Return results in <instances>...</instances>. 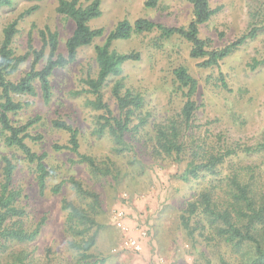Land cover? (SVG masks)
I'll return each mask as SVG.
<instances>
[{"label": "rangeland", "instance_id": "1", "mask_svg": "<svg viewBox=\"0 0 264 264\" xmlns=\"http://www.w3.org/2000/svg\"><path fill=\"white\" fill-rule=\"evenodd\" d=\"M81 1L86 5L90 0ZM144 1L99 0L101 13L89 20L88 25L102 27L104 34L79 48L72 63L53 70L49 101H44L38 81H35L34 95L14 96L24 106L16 113H9L13 123L23 124L35 116L40 117L27 130L30 136L39 135L40 138L27 137L24 141L37 154L46 153L43 162L50 174L44 190L40 191L35 164H29L17 148L4 152L0 148V153L9 155L17 165L13 180L22 193L20 204L26 212L25 227L32 230L40 224L33 241L7 243L5 249L0 248V264H19L18 259L24 264H77L79 253L69 243L73 236L66 230L67 211L61 203L64 198L69 202L79 201L67 181L70 175L96 193L99 199L96 220L101 223V229L93 248V252L105 258L99 264H206L207 259L217 264L219 254L234 264L248 262L247 254L242 253L247 252L246 247L235 251L229 244L212 246L199 236L190 238L179 215L194 192L212 177L218 179L239 170L240 178L249 180L252 171L257 172L258 167L264 166L258 165L261 152L244 150L264 143V0H208L217 10L198 29L199 36L208 39L213 48L233 41L250 25L263 27L255 38L247 40L218 66H198L200 59L190 57L187 40L179 35L164 37L155 29L112 43L118 53L137 51L140 58L124 62L121 74L107 80L101 89L103 100L117 114L111 88L120 78L125 87L144 99L140 115L145 117L149 129L153 123L178 122L182 117L180 112L185 97L178 88L173 70L183 65L197 79L193 98L198 108L191 118L194 126L187 131L186 142L190 141L192 149L197 145L201 147L198 149L201 154L217 147L222 151L230 148L234 153L222 164L218 175L187 182L180 179V173L189 155L184 154L181 161H176L173 155L157 154L150 143V133L143 130L136 135L128 134L126 142L130 146L116 153L113 140L92 132L102 111L86 105L88 98L93 96L84 92L87 86L81 80L97 73L95 45L102 44L108 32L123 18L133 22L138 17H146L166 26H186L192 17V6L187 0H159L154 8H146ZM56 5L57 0H13L11 6H0V41L3 28L17 18V33L12 43L17 54L27 51L29 38L32 46L40 49V31L46 29L57 33L58 52L66 54L65 40L72 33L74 23L59 14ZM31 7L35 9L24 13ZM31 62L30 55L10 78L15 81L21 77ZM43 63L44 60H40L35 67L39 69ZM221 75L226 87L221 84ZM79 90L82 92L78 95L72 94ZM57 118L79 129V152L95 156L102 165L110 162L112 176L92 175L85 164L70 162V159H77L74 152L53 148L55 143H66L69 137L66 131L52 126ZM133 122L138 123L139 119ZM62 181L61 191L54 192L53 187ZM118 211L123 213L119 220L115 218ZM127 239L135 240L139 248L127 244Z\"/></svg>", "mask_w": 264, "mask_h": 264}, {"label": "trees", "instance_id": "2", "mask_svg": "<svg viewBox=\"0 0 264 264\" xmlns=\"http://www.w3.org/2000/svg\"><path fill=\"white\" fill-rule=\"evenodd\" d=\"M187 1L192 6V17L186 26H166L146 17H138L133 22L126 18L119 20L108 32L104 42L94 47L96 75L81 80L87 86L84 92L93 96V98H88L86 105L94 110L102 111L94 123L92 130L94 135L107 136L113 140V151L118 153L130 146L126 142L128 134L136 135V132L143 130L145 133H150V143L157 154L173 155L176 161H181L184 154L189 155L190 158L180 173V179L185 182L198 178L207 179L209 175H218L222 164L234 153L230 148L222 151L221 147H217L213 148L212 152L204 151L201 154L198 152L201 147L197 145L196 149H192L189 147L190 141L186 142L189 137L187 131L194 126L191 118L198 108L193 98L198 82L188 69L179 65L173 70L178 88L185 97L181 107L180 121L153 123L151 129L147 127L145 117L140 115L144 102L140 94L125 87L120 78L117 79L111 88L117 109V114H114L109 104L103 100L101 89L110 77H118L121 74L124 62L140 58L137 51L118 53L113 49L112 43L118 39H128L135 33L154 29L164 37L179 35L189 42L190 57L200 59L198 66L207 68L218 66L222 59L232 54L247 40L255 38L257 32L263 29V27L250 25L233 41L223 47L213 48L208 39L199 36L198 27L208 21L217 8L211 7L208 0ZM158 2L159 0H145L144 6L154 8ZM12 4L13 0H0V6H11ZM99 5V0H90L86 5H83L81 0H57L56 11L74 23L72 33L65 40L66 54L58 52V35L49 29L40 31L42 47L34 48L29 38L27 51L24 54H17L12 47L13 37L17 33L18 19L12 20L2 30L3 36L0 41V139L2 145L0 148L3 152L13 147L17 148L29 164H35L40 191L44 190L46 178L50 174L43 162L46 153L37 154L24 141L27 137L32 140L40 138L39 135L30 136L27 131L40 117L35 116L23 124L13 123L9 113H16L24 106L20 101H16L14 96L34 95L35 81H38L44 101H49L50 76L53 70L72 63L76 59L79 48L91 44L104 34L102 27L92 28L88 25L89 20L100 15ZM35 7L27 9L24 13H30ZM46 48H48L47 53ZM30 55L32 56L30 68L17 80H12L10 76ZM40 60H44V63L41 68L37 69L35 65ZM220 80L222 86L226 87L222 75ZM80 92L82 91H73L72 94L78 95ZM135 118L139 119L138 123L133 122ZM51 124L54 128L64 130L69 134L67 142L55 143L54 149L74 152L77 159H70V162L85 164L92 175L112 176L110 162L102 165L95 156L79 152L78 128L58 118L54 119ZM186 144L188 145L187 150ZM244 150L261 152L258 165H264V143ZM3 152L0 153V248L5 249L7 243L22 244L33 241L39 233L40 224L32 230L25 227L23 217L26 212L20 204L22 193L14 185L13 180L17 165L9 155ZM258 168L257 172L252 171L249 180H242L239 170L231 171L218 179L212 177L205 186L196 191L197 193L194 192L193 197L185 203L179 215L181 225L187 235L192 239L199 236L212 246L229 244L235 251L246 247L247 252H242L243 255L248 256V262L245 264H264V166ZM67 181L79 198L77 203L69 202L65 198L61 201L62 208L67 211L66 230L73 236L69 243L79 253L77 264L103 263L105 258L93 252L101 229V223L96 220V215L100 210L98 196L86 189L73 175H70ZM62 184L63 181L55 185L53 191L60 192ZM17 256L22 258L20 255ZM18 261L19 264H24L22 259ZM206 264H211V261L207 259ZM217 264L234 263L223 254H219Z\"/></svg>", "mask_w": 264, "mask_h": 264}, {"label": "built area", "instance_id": "3", "mask_svg": "<svg viewBox=\"0 0 264 264\" xmlns=\"http://www.w3.org/2000/svg\"><path fill=\"white\" fill-rule=\"evenodd\" d=\"M122 215H123V213H122L121 211H118V212L116 213V215H115V218H116L117 220H119V218H121ZM118 225H119V226H122L121 223H118ZM128 240H129V241H128ZM126 243H127V244L129 243V244L133 245V247H136L137 249L139 248V246L137 245V243H136L135 240L127 239V240H126Z\"/></svg>", "mask_w": 264, "mask_h": 264}]
</instances>
